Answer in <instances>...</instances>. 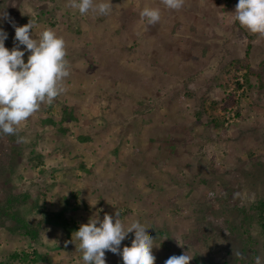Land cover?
<instances>
[{
    "label": "rangeland",
    "instance_id": "rangeland-1",
    "mask_svg": "<svg viewBox=\"0 0 264 264\" xmlns=\"http://www.w3.org/2000/svg\"><path fill=\"white\" fill-rule=\"evenodd\" d=\"M149 1L111 0L108 15H81L69 0H0L5 46L14 25L34 21L36 39L55 30L71 80L14 134L0 132V264H84L74 231L117 210L156 238L155 264L184 252L189 264H264L255 212L264 199V34L236 21L237 0L179 9L152 0L154 24L140 16ZM136 94L145 102L121 104ZM14 194L29 195L12 205L26 223L2 212Z\"/></svg>",
    "mask_w": 264,
    "mask_h": 264
},
{
    "label": "clouds",
    "instance_id": "clouds-1",
    "mask_svg": "<svg viewBox=\"0 0 264 264\" xmlns=\"http://www.w3.org/2000/svg\"><path fill=\"white\" fill-rule=\"evenodd\" d=\"M70 7L81 15L95 12L108 15L112 11L111 0H69ZM169 9H179L183 0H163ZM235 19L252 33L264 34V0H237ZM140 16L148 24L160 20L158 7L145 6ZM34 21L15 26L14 46H5L8 33L0 27V132L14 134L18 126L34 113L41 103H51L65 91V78L69 76L66 59V42L63 36L51 28L33 36ZM23 46V48L21 47ZM25 52H29L25 62ZM138 220L125 224L120 213L95 215L74 231L84 264H106L105 252L119 254L123 264H155L153 249L158 247L156 238L149 236ZM129 233H133L130 246L120 247ZM73 240V237H72ZM191 256L186 252L168 257L164 264H189ZM255 264H261L256 256Z\"/></svg>",
    "mask_w": 264,
    "mask_h": 264
},
{
    "label": "trees",
    "instance_id": "trees-1",
    "mask_svg": "<svg viewBox=\"0 0 264 264\" xmlns=\"http://www.w3.org/2000/svg\"><path fill=\"white\" fill-rule=\"evenodd\" d=\"M223 1H227V0H223ZM250 38H251V36H248V43H247L248 50L245 53V58L247 61L246 68L250 72V74H253V72L249 68V58H250L249 55H250V46H251ZM260 83H261V81H260ZM44 121L47 123L46 125H55L56 124L51 119H47V120L45 119ZM59 122H61V124H62V120H59ZM9 139L11 140L12 136H11V138L9 137ZM25 199H30L29 195H26V194L25 195H16V194L9 195L8 199L6 200V203H5L4 208H3L4 210L2 212H3L5 217H7L13 221L12 222L13 224H18L20 222L26 221V220H24V218L21 219L20 216L18 215V210L12 207V205L15 202L19 204V203L25 201ZM255 212L257 214L256 219L258 220V223L260 224L261 228L264 231V199L261 201H258L256 203ZM51 216H53V215H51ZM27 223H28V221H27ZM31 231H33V230H31Z\"/></svg>",
    "mask_w": 264,
    "mask_h": 264
},
{
    "label": "crops",
    "instance_id": "crops-1",
    "mask_svg": "<svg viewBox=\"0 0 264 264\" xmlns=\"http://www.w3.org/2000/svg\"><path fill=\"white\" fill-rule=\"evenodd\" d=\"M149 2H150L151 4H150ZM149 2H147L146 5L151 7V5L153 4V2H152V0H150ZM55 6H56V5H55ZM105 19H106V18H105ZM93 27H94V26H93ZM94 28H95V27H94ZM93 32H94V31H93ZM96 38H100L99 34L96 35ZM69 81H71V80H68V81H66L65 83H69ZM71 90H72V88H71L69 91H71ZM85 90H86V88H85ZM86 91H87V90H86ZM86 91H85V92H86ZM85 92H84V94H85ZM86 93H87V92H86ZM91 95H92V94H91ZM85 96H87V94H86ZM85 96L82 95V97H85ZM102 96H103V95H102ZM142 96H144V94H140V95L136 94V100H135V99H134V100H131V99H128V98H127V99H124V98H123V100H121V104H123V101H125L124 104H130V105H131V104H134V103L145 102L146 99H141ZM145 97H146V96H145ZM75 98H77V97L74 96V99H75ZM80 99H82V98H80ZM77 100H78V98H77ZM77 100H75L73 103L79 104L80 102H78ZM126 100H127V101H126ZM128 100H129V102H128ZM121 104H120V107L123 106V105H121ZM72 105H73V104H72ZM154 112H155V110H154ZM154 112H153V113H154ZM130 114H131V113H130ZM160 115H161V112H160V113H158V112L155 113V117H156V118H157V117L161 118ZM132 116L135 117V116H137V115L132 113ZM71 118H73V117H71ZM73 119H75V118H73ZM156 125H157V127L154 128V129L160 130V127L158 126V124H156ZM141 126L143 127V125H141ZM61 131L65 133V132H66V129H63V128H62ZM86 135H88V136H81V135H79V139H83V140L88 141L90 138H92V136H90L89 134H86ZM89 136H90V137H89ZM141 136H143V135H141ZM135 138H137V140H139L138 137H135ZM79 139H78V140H79ZM83 140H81V141H82V142H85V141H83ZM92 141H94V140H92ZM91 143H92L91 141L88 142L89 145H90ZM147 143H148V140L141 139L140 142H139V145H141L142 147H144ZM79 147H81V143L79 144ZM82 147H84V149H87V150H92V147L87 146V145H85V144H82ZM91 167H92V166H90V164H88V168H91ZM60 204H61V203H60ZM69 211H70V210H69ZM71 211L76 212L77 210L75 209V210H71ZM64 214H65V212H64ZM110 258H111L112 261H113V258H112V257H110ZM105 259H106V257H105ZM112 261H111V262H112ZM106 264H107V261H106ZM121 264H123V263H121Z\"/></svg>",
    "mask_w": 264,
    "mask_h": 264
}]
</instances>
